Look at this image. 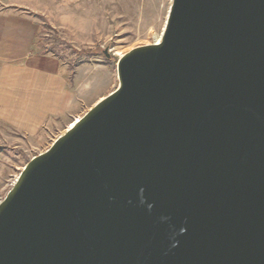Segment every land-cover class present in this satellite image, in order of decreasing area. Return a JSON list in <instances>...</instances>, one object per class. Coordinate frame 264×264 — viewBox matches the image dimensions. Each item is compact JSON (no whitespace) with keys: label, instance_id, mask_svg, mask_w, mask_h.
Here are the masks:
<instances>
[{"label":"water","instance_id":"95a60500","mask_svg":"<svg viewBox=\"0 0 264 264\" xmlns=\"http://www.w3.org/2000/svg\"><path fill=\"white\" fill-rule=\"evenodd\" d=\"M116 73L0 199V264H264V0H172Z\"/></svg>","mask_w":264,"mask_h":264},{"label":"rangeland","instance_id":"374dc122","mask_svg":"<svg viewBox=\"0 0 264 264\" xmlns=\"http://www.w3.org/2000/svg\"><path fill=\"white\" fill-rule=\"evenodd\" d=\"M171 4L172 0H0V9L24 10L37 21L35 42L43 46L35 49L61 62L82 115L117 86L120 55L160 39ZM69 120L58 118L52 128L35 135L0 122V199L24 164L64 132Z\"/></svg>","mask_w":264,"mask_h":264},{"label":"crops","instance_id":"0c3cea01","mask_svg":"<svg viewBox=\"0 0 264 264\" xmlns=\"http://www.w3.org/2000/svg\"><path fill=\"white\" fill-rule=\"evenodd\" d=\"M36 34L30 13L0 9V122L27 135L81 115L61 62L35 49Z\"/></svg>","mask_w":264,"mask_h":264},{"label":"trees","instance_id":"16d2710c","mask_svg":"<svg viewBox=\"0 0 264 264\" xmlns=\"http://www.w3.org/2000/svg\"><path fill=\"white\" fill-rule=\"evenodd\" d=\"M35 45L36 46H43L39 41H36Z\"/></svg>","mask_w":264,"mask_h":264},{"label":"bare ground","instance_id":"6f19581e","mask_svg":"<svg viewBox=\"0 0 264 264\" xmlns=\"http://www.w3.org/2000/svg\"><path fill=\"white\" fill-rule=\"evenodd\" d=\"M160 39L158 38L157 40H156V42H158ZM77 119V118H76ZM76 119L74 120V121H76ZM70 125V124H69Z\"/></svg>","mask_w":264,"mask_h":264}]
</instances>
